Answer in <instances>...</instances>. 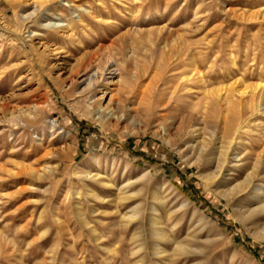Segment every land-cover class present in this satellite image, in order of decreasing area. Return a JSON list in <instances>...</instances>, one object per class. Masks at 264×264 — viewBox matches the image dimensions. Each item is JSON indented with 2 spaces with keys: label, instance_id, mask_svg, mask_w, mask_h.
I'll return each mask as SVG.
<instances>
[{
  "label": "rangeland",
  "instance_id": "374dc122",
  "mask_svg": "<svg viewBox=\"0 0 264 264\" xmlns=\"http://www.w3.org/2000/svg\"><path fill=\"white\" fill-rule=\"evenodd\" d=\"M71 1L80 8L67 0L51 2L25 22L20 15L30 11L28 0H0V240L12 249L11 259L0 256V264H264V239L255 238L252 219L234 215L245 204L253 206L248 194L264 183V114L240 136L235 151L243 166L229 173L227 184H237L253 168L256 177L245 192L221 196L199 174H216L218 145L229 136L237 108L207 104L197 83L204 76L209 90L232 82L264 88V0ZM49 22H70L76 36H50ZM17 28L28 45L41 43L55 52L61 47L63 53L57 61L39 60L15 40ZM98 48L103 72L115 62L119 76L112 74L94 99L107 89L102 103L121 119L100 120L75 94L94 68L78 70L74 61ZM185 51L194 66L180 67V79L173 65ZM49 61L55 63L52 74ZM145 87L163 109L148 107V95L141 99ZM11 113L19 125L7 121ZM168 136L169 143L163 139ZM198 140L209 147L190 164L195 155L188 161L189 153L180 150L188 141L197 150ZM49 150L59 158L44 156ZM55 163L50 180L29 174ZM76 164L97 178L74 175ZM30 184L50 190L44 195L29 190ZM19 186L26 189L9 196ZM152 218L161 236L151 234Z\"/></svg>",
  "mask_w": 264,
  "mask_h": 264
},
{
  "label": "bare ground",
  "instance_id": "6f19581e",
  "mask_svg": "<svg viewBox=\"0 0 264 264\" xmlns=\"http://www.w3.org/2000/svg\"><path fill=\"white\" fill-rule=\"evenodd\" d=\"M56 1H60V0H28V4L27 5H31L32 4L31 5L32 7H31V9L28 8L30 11H26L25 10L24 13H22L20 15V18L23 21L26 22V21L30 20L31 18L35 17L44 4L46 5V4L51 3V2H54L55 3ZM64 1H66V0H64ZM130 1H131L132 4L134 3V0H130ZM140 1L142 2L143 0H140ZM67 2L70 3V4H68L70 7L80 8V7H78L79 5L78 6H75L74 3L71 0L70 1L67 0ZM124 6H125V4H124ZM131 11H130V13H131ZM88 13L90 14V16L91 15H94V14H92V11L91 10L87 11V14ZM78 14L79 13H77V15L75 16L76 17V20L79 22L80 25L86 26L84 24L85 21ZM98 19H100V18H98ZM73 24H76V23H73ZM79 24L77 23V25H79ZM24 25L25 24H23V26ZM47 25H49L51 27L50 28L51 31H50L49 34H50V36H53V37L57 36L59 38H66V37H70V36L72 37V36H74L73 34H75V33H73V25L70 22L63 23V24H59V23H53V24L51 23L50 24V22H49V23H46V26ZM21 28H17L16 31H12L13 34H14V36H16V37H14L15 40L18 41L22 46L27 47V48L31 49L32 51H34L36 53V56L39 58V60L42 59V60L45 61V60H47L49 58H52V59H54V60L57 61L59 59L58 56L63 53V51H62L63 49L61 47H60V51L56 50V52H55V49H51L49 46L43 45L40 42H39L40 44H38L37 46H36V44L35 45H33V44L28 45L27 44L28 42L26 40H24L25 37L23 38L22 37V33H20V32H23V31H19ZM33 35L36 36V37H38V39H41V37H43L45 34L44 33L43 34L33 33ZM34 41H36V40H34ZM99 49L100 48H98L96 51H93V52H90V53L87 52V53H85L83 55L81 54L74 61L75 64L73 66L74 67H77L78 70L80 68H87V67H90V66L92 67V69L94 68V70L91 73L88 72V73H86L84 75V77H83V79L81 81L82 88H80L79 91H77V92L74 91V92L77 95V97H79L83 101V104L86 107L85 109L91 110V111H92V109H95V114L97 115V118H99L100 120H102L103 118H105V116L106 117H112V116H114V117H118V119L119 118L121 119L123 117V114H121L120 116L115 115V113H113V111H111V110L109 111V106L108 105H106V104L103 105V103H102L103 97L106 94L109 93L107 91V89H105L104 91H101L102 92V96L98 97L97 100L94 99L95 95H97V93L100 91V89L102 88V86H106V85H109L111 83V80H109V78L111 77L112 74H116V76H119V73H117L118 72L117 71V65H116L115 62H114L113 65H109V67L107 68V70L103 72V69H102L103 66H101L103 64L100 61L101 59L98 60L99 58L97 57V53H98ZM173 58H175V57L173 56ZM109 59H110V57H109ZM176 59H177V60H175L176 63L173 65V71L176 74H178L177 75L178 78L182 79L183 78L182 77V72H179L180 71L179 70L180 67H183V66L192 67V66H194V61H193V58L190 57L186 53V51H185V53H182L181 55H179ZM185 60H187V61H185ZM51 62L52 61L47 62V65H46L48 67L47 68L48 74L49 73L52 74L50 71L55 66V63L54 62L51 63ZM107 63H108V61H107ZM118 64H119V62H118ZM122 64H124V63H122ZM43 68L44 67H42V69ZM99 71L101 73H98ZM130 73H131V71H130ZM135 75H136V73H135ZM173 78H175V77H173ZM119 79H120V77H119ZM206 79H204V76H200L198 78V80H197V83L200 84L199 85L200 86V89L203 90L202 93L205 96L203 98L206 99V101H207L206 103L207 104H213L216 107H218L219 105H222V104L227 103V104H230L229 105L230 107L235 108V109L237 108V112L235 114V118L232 120L233 122L231 121L232 124H231V127H229L230 129H228V130H230L229 131L230 132L229 133V136L227 137V139H226V141L224 143H221L220 145H218V148H219L218 149V153L219 154L217 155V158H216V165H215L216 166V174H215V171H214L213 173H202V174H199V175L204 180V182H206L207 184H209L210 186H212V188H214L216 190L215 192H217L221 196H224L226 198H230V197H234V196H236V195H238V194H240L242 192H245L250 187L253 179L256 177V168H253L249 172H247L244 175L243 179L241 181L237 182V184L231 185V186H228V184H227L228 177L231 175V174L229 175V173L231 171H237V170H239L243 166L242 165L243 156L241 155L240 152L235 151L236 145L239 143V141H241L240 136L242 135V133H244L246 131H249V126L250 125H252V124L255 125L257 123V120H258L257 119V116H259L261 114H264V109H263L264 88L261 87V86L259 87L257 85H255V86H244V87H241V85L238 86V84H237L239 82H232L228 86H223V87L217 88L215 90H213V88H212V90H209V89H206L207 88L206 87L207 86L206 85ZM183 80H180V81H183ZM54 81H56V79ZM185 82H187V80ZM114 83H115V81H114ZM184 87L185 86L183 85V88ZM178 89H179V84H177L173 88L172 94L176 93V91ZM180 89H182V88H180ZM195 90H197V89H195ZM150 93H151L150 92V89L148 87H145V89L142 91V97H141V99L146 98V96L148 95L147 96V101H148L147 102V105H148V107H150L151 104H155L156 105V108L163 109L165 104H163L162 100H159V99L157 100L156 98H154L156 96V94L152 93L150 95ZM185 96L191 97V96H193V93L187 92V93H185ZM175 98H177V97H175ZM0 106H2V105H0ZM33 108L32 109L34 111H36L38 107L35 105ZM133 110L134 111H137L136 109H133ZM149 110H150V108H149ZM119 111H120V109H119ZM115 112H117V111H115ZM28 115H29V113H28ZM2 119H4V118H2ZM188 120H190V118ZM7 121L14 122V124H13L14 126L16 124L19 125L17 122H15L16 119L14 117H12V113L9 114V119ZM54 122L55 121L53 120V121H51L49 123L50 129L55 127ZM162 130H163V134L165 135L166 134L165 129L162 128ZM182 131H184V129ZM182 131L180 129L179 130V133H182ZM197 131H198L197 128H192L191 133H195ZM163 139H164L165 142H168V143L172 141L169 138V136H168V138H163ZM190 139H192V141H194L195 138H190ZM192 141L186 142L187 143V146L184 149L180 150V153H184V155L186 153H189V155L186 156V160H188V161L191 160L190 156H194L195 155L194 156L195 157V160L193 162H191L190 164H193L194 162H198V160L202 157V154L209 147V142H205L203 140H201V141L198 140L199 141V143H198L199 145L197 147V150H195V146H197V145H194L192 143ZM44 156H49L53 160L59 158V154L53 153L52 150L46 151V153L44 154ZM89 156H90V159H91L90 162L93 161L94 163H97V158L94 156V154H90ZM58 165L59 164H56L55 163L54 165L43 166L41 170H35V171H33V170H30L29 169L28 171H29V174L30 175L31 174L32 175H35V177L40 182H43V181H46V180H50L51 178L54 177V175H55V173H56V171L58 169ZM78 165L79 164H76L75 167H74V169H73V172L72 173L74 175L75 174H78V176L80 178H82V179H88V180H94V179L97 178V176H98L97 173L92 174L91 173V169L89 167H87V168H85V167L84 168H80V167H78ZM19 168H21V167H19ZM22 169H24V168L22 167ZM25 170H27V167H25ZM25 170L23 172H26ZM19 172H20V170H19ZM19 172H17L16 176L19 175L18 174ZM146 175H147V172H145L142 175V177H144ZM262 184L263 185L257 186L254 191H252V192H250L248 194L254 200V202L252 203V205H253L252 207L250 205L245 204L242 207H240L239 209H237V210L234 211V215H236V217L239 220H242V221H246L247 222V220L252 219V221L254 223V231H253L254 233L253 234H254L255 238H260V240L261 239H264V222H262L264 220V183H262ZM25 189H26L25 187H20L19 186L14 191V193L10 194L9 196H13L15 194H20ZM28 189L29 190H32V191H35V192H40V193H43L44 195H46L49 192V190H50V186H47V185L46 186H31V184H30ZM74 193L75 194H78V191H74ZM93 196L96 197V198H98V199H101V198H99L97 196V194L96 195L93 194ZM153 197L154 198L157 197V192L156 193L154 192ZM151 210L152 211H155L156 210L155 206H152L151 207ZM78 214H79V216L81 215L79 211H78ZM134 215L132 214L129 217H132ZM41 219H42V215L40 213L39 216H38L37 222H39ZM199 221H205L206 223H208V221L205 220V218H203V217H200V220ZM85 224H86V222H85ZM150 225H151V234L153 236H159V235L161 236V231L154 228L157 225V222H156V220L154 218H152L150 220ZM46 233H47V229H44V231H42V232L40 231L39 232V238L45 237L46 236ZM214 234H216V236H218L219 238L221 237V233H219V232H216ZM1 236L3 237L4 235H1ZM8 242L9 241H7L5 238H2L0 240V250H1V252H0L1 255L0 256L2 258H5L6 260H8V258H10V256H12L11 255L12 249L11 248H8V245H9ZM156 247H160V246H156ZM159 250H160L159 248L156 249V251H155V254L156 255L158 254Z\"/></svg>",
  "mask_w": 264,
  "mask_h": 264
}]
</instances>
